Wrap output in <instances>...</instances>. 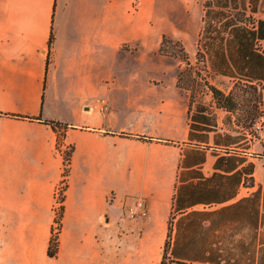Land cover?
Wrapping results in <instances>:
<instances>
[{"label": "crops", "instance_id": "0c3cea01", "mask_svg": "<svg viewBox=\"0 0 264 264\" xmlns=\"http://www.w3.org/2000/svg\"><path fill=\"white\" fill-rule=\"evenodd\" d=\"M210 2L0 0V264H264V0ZM164 35L223 97L178 87ZM8 115L68 126L55 258L57 134Z\"/></svg>", "mask_w": 264, "mask_h": 264}, {"label": "trees", "instance_id": "16d2710c", "mask_svg": "<svg viewBox=\"0 0 264 264\" xmlns=\"http://www.w3.org/2000/svg\"><path fill=\"white\" fill-rule=\"evenodd\" d=\"M206 8H209L207 6H205ZM54 34L51 33L50 36V40H49V46L51 47V45L54 42ZM173 42V40L164 35L163 36V40L159 49V53L161 55H166V56H176V57H180V59L186 63V69L182 70L179 74V78H178V87L182 90H184V88L181 86V82L183 80V74L186 71H191L194 69V67L191 65L190 61H189V56L188 53L186 51V49L184 48L183 44L181 42H176V44L182 45L181 49L179 51H175L172 50V52L167 50V44H171ZM199 52H201V50H199ZM205 86L206 88H208L210 91H212V93L214 94V97H216L217 99H219L220 96L223 97V94L218 92V90L216 88H214L213 86L210 85V83L205 80ZM192 101V99H191ZM9 117H16L19 119H26V120H30V121H39L42 123H45L46 125L50 126L52 128V130L57 134V150L61 153V155L63 156L64 159V170H63V180L60 183L63 191H66L67 188V178L69 175V171H70V165H71V161H72V156L74 153V147L73 146H69L68 150H63V145H64V138H65V134H66V130L68 129L67 125L61 124L59 122H55V121H43L42 117H36V118H30V117H23V116H13V115H8ZM137 139L141 140V141H145V142H153L156 141L154 138L151 137H147V136H136ZM158 141V140H157ZM164 143L168 144V145H175L176 143L173 141H164ZM64 201H65V196L61 199L60 201V206H59V210H60V216L58 217V219L56 221V224H58L59 226V232L56 234L54 233V229L52 228L51 231V238H50V242H49V246H48V257L49 258H55L58 255L59 252V236H60V232H61V227H62V219H63V214H64ZM169 241L166 242L165 248H164V255H163V259L161 264H169L168 263V249H169Z\"/></svg>", "mask_w": 264, "mask_h": 264}, {"label": "rangeland", "instance_id": "374dc122", "mask_svg": "<svg viewBox=\"0 0 264 264\" xmlns=\"http://www.w3.org/2000/svg\"><path fill=\"white\" fill-rule=\"evenodd\" d=\"M204 4H205V6L209 7L211 5V2H210V0H204ZM237 18L241 19V17H239V16H237ZM177 29L180 31H184L183 29H179V28H177ZM185 31L188 33L189 29H186ZM172 40H173V42L171 44H167V50L170 52H172V50L179 51L181 49L182 45L176 44V42H178L177 40H174V39H172ZM199 50H201L200 47H199ZM163 56H166V55H163ZM169 57H174V58L180 59V57H176V56H169ZM196 57L198 59L197 65H195V66L192 65L194 67V69L191 71L190 70L186 71L183 74V80L181 82V86L184 89H188V90L192 91L191 96L193 99H195V97H200L202 95V93L204 92V90H206L205 89V87H206L205 86L206 72H205V65L203 64L204 54L202 52L198 51ZM124 61H125V59H124ZM185 69H186V66H184L183 70H185ZM68 149H69V147L63 148L64 151L68 150ZM59 186L56 188V191H55L54 214H55L56 220L60 216L59 215L60 214L59 203H60L61 199L65 196V191H63L61 186L60 187ZM52 228L54 229V233L57 234L59 232V226H58V224H56L55 220H54V224L52 225ZM61 229H62V227H61Z\"/></svg>", "mask_w": 264, "mask_h": 264}, {"label": "built area", "instance_id": "2783aa9c", "mask_svg": "<svg viewBox=\"0 0 264 264\" xmlns=\"http://www.w3.org/2000/svg\"><path fill=\"white\" fill-rule=\"evenodd\" d=\"M107 104L104 105L106 109ZM253 129L259 133V138L264 142V115H260L253 124ZM60 187V186H59ZM62 188V187H61ZM60 205V203H59ZM129 217L137 218L146 214V204L142 199H134L128 208Z\"/></svg>", "mask_w": 264, "mask_h": 264}]
</instances>
